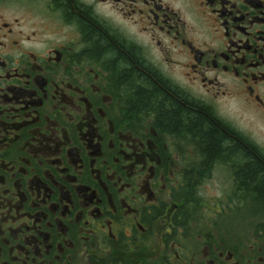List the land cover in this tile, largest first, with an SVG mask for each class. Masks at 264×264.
Here are the masks:
<instances>
[{
	"label": "flooded vegetation",
	"instance_id": "af4514ba",
	"mask_svg": "<svg viewBox=\"0 0 264 264\" xmlns=\"http://www.w3.org/2000/svg\"><path fill=\"white\" fill-rule=\"evenodd\" d=\"M258 126L264 0H0V264H264Z\"/></svg>",
	"mask_w": 264,
	"mask_h": 264
},
{
	"label": "trees",
	"instance_id": "16d2710c",
	"mask_svg": "<svg viewBox=\"0 0 264 264\" xmlns=\"http://www.w3.org/2000/svg\"><path fill=\"white\" fill-rule=\"evenodd\" d=\"M218 137V136H217ZM216 138V137H215ZM222 139H220V137L214 139V141H217L218 144L219 142H221ZM253 169V168H252ZM255 170V169H253ZM254 173V172H253ZM249 178L253 181L256 182L258 184H264V171H258L255 172L254 174H250Z\"/></svg>",
	"mask_w": 264,
	"mask_h": 264
},
{
	"label": "rangeland",
	"instance_id": "374dc122",
	"mask_svg": "<svg viewBox=\"0 0 264 264\" xmlns=\"http://www.w3.org/2000/svg\"><path fill=\"white\" fill-rule=\"evenodd\" d=\"M258 132H259V136H258V139H259V142H262V143H264V128H261V127H259L258 126ZM255 227H257V225L255 226Z\"/></svg>",
	"mask_w": 264,
	"mask_h": 264
}]
</instances>
